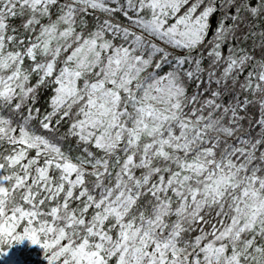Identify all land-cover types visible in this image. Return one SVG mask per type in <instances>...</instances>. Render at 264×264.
I'll return each instance as SVG.
<instances>
[{"label":"snow or ice","instance_id":"snow-or-ice-1","mask_svg":"<svg viewBox=\"0 0 264 264\" xmlns=\"http://www.w3.org/2000/svg\"><path fill=\"white\" fill-rule=\"evenodd\" d=\"M264 264V0H0V264Z\"/></svg>","mask_w":264,"mask_h":264},{"label":"trees","instance_id":"trees-1","mask_svg":"<svg viewBox=\"0 0 264 264\" xmlns=\"http://www.w3.org/2000/svg\"><path fill=\"white\" fill-rule=\"evenodd\" d=\"M26 247L28 248V259L32 264H45L44 257L38 245H26Z\"/></svg>","mask_w":264,"mask_h":264}]
</instances>
